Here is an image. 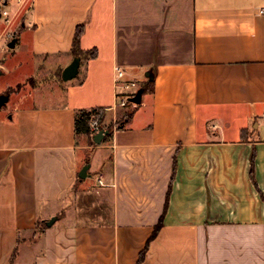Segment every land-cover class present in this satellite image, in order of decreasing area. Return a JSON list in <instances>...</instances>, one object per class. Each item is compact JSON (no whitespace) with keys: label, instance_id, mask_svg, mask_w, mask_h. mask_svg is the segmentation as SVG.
Wrapping results in <instances>:
<instances>
[{"label":"crops","instance_id":"1","mask_svg":"<svg viewBox=\"0 0 264 264\" xmlns=\"http://www.w3.org/2000/svg\"><path fill=\"white\" fill-rule=\"evenodd\" d=\"M3 6L0 264H137L147 244L141 264H264V0ZM77 26L97 56L63 81ZM148 79L117 128L122 86ZM92 108L100 144L74 131Z\"/></svg>","mask_w":264,"mask_h":264},{"label":"trees","instance_id":"2","mask_svg":"<svg viewBox=\"0 0 264 264\" xmlns=\"http://www.w3.org/2000/svg\"><path fill=\"white\" fill-rule=\"evenodd\" d=\"M83 34V27L77 26L73 41H72V47H71V54L73 58H80V61L83 62L84 60H90L94 59L97 56V51L95 49L90 50H83L80 47V41ZM138 91H141L142 94L144 93H153L154 89V80L148 79L144 82H141L139 85ZM20 87V86H18ZM137 93V92H136ZM136 93L133 95L135 96ZM118 97H121V95H118ZM133 103L127 102V104L124 107H119L122 109H129L128 111H122L120 112V118L118 119L116 125L117 128H123L124 125L131 120L133 117L134 111L136 109L132 108ZM106 115V109L105 108H92V109H82L79 110L76 113L75 120H74V131L75 135L78 137L79 135H85L90 139V143L93 144L91 141V138L94 136V133L91 130L90 123L93 119H97L98 124L104 121ZM101 129L108 131V134L105 136V139H108L111 135V125H107L102 127ZM262 200L264 201V197L261 196ZM162 225V216L159 219L158 224L154 227L153 233L149 240L153 239L156 235L159 229ZM148 245V244H147ZM147 245L144 248V250L140 253L139 259L137 261V264H141L145 258V252L147 249Z\"/></svg>","mask_w":264,"mask_h":264},{"label":"water","instance_id":"3","mask_svg":"<svg viewBox=\"0 0 264 264\" xmlns=\"http://www.w3.org/2000/svg\"><path fill=\"white\" fill-rule=\"evenodd\" d=\"M14 40H12L9 44H8V48H13L14 47ZM79 66H80V58H73V60L71 61V63L64 68V70L62 71L61 74V78L63 81H70L72 79H74L79 71ZM141 91H137L136 95L130 99V102L133 104L138 105L140 103L141 100ZM7 100V97L5 96H0V106ZM108 134V131H105L103 129H101L99 132H97L94 136H93V141L96 144H100L102 139ZM87 170V166H85L82 170L81 173L79 174L80 177H85V173Z\"/></svg>","mask_w":264,"mask_h":264},{"label":"built area","instance_id":"4","mask_svg":"<svg viewBox=\"0 0 264 264\" xmlns=\"http://www.w3.org/2000/svg\"><path fill=\"white\" fill-rule=\"evenodd\" d=\"M4 1L5 0H0V6H2L0 8V17L5 18V21L8 22L9 14H8L7 10L2 9L4 7L3 6ZM260 12H261V14L264 15V9H262ZM123 76H124V73L121 70L117 69L116 70V77H115L116 84L121 81ZM118 86H119V84H117V87ZM119 87H121V86H119ZM122 87H123V90L121 92H119V94H118V95H121V97H118L117 107H124L127 104V102H130V99L134 97L133 95L137 92V88H138L136 82H127ZM263 122H264V116H263ZM90 127H91V130L94 134H96L97 132L100 131L97 119H93L91 121Z\"/></svg>","mask_w":264,"mask_h":264},{"label":"rangeland","instance_id":"5","mask_svg":"<svg viewBox=\"0 0 264 264\" xmlns=\"http://www.w3.org/2000/svg\"><path fill=\"white\" fill-rule=\"evenodd\" d=\"M8 12H10V9L9 8H7L6 9ZM8 27V28H7ZM7 28V29H6ZM11 26H8V24L6 23V25H5V22H4V18L2 17V18H0V57H3V54H4V51L5 52H8L9 50H7L8 48H7V44L11 41V39L13 38V36H14V34L13 33H8L7 34V32L8 31H10L11 30ZM4 30H5V32H4ZM11 32H12V30H11ZM5 83H6V80L5 79H3L2 78V80H0V88H2V87H4V85H5ZM136 104H133V106H135ZM129 109H122V108H118V113H120V112H122V111H128ZM106 117V116H105ZM120 118V116L118 117L117 116V121H118V119ZM116 124V123H115ZM104 126H107V125H105V123L104 122H101L100 124H99V128H100V130H101V128L102 127H104Z\"/></svg>","mask_w":264,"mask_h":264}]
</instances>
